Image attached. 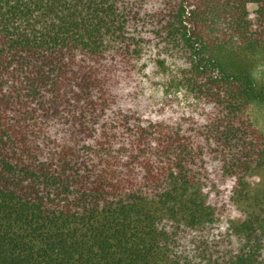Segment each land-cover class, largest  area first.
Here are the masks:
<instances>
[{"label":"trees","instance_id":"16d2710c","mask_svg":"<svg viewBox=\"0 0 264 264\" xmlns=\"http://www.w3.org/2000/svg\"><path fill=\"white\" fill-rule=\"evenodd\" d=\"M260 66L264 0H0V264H264Z\"/></svg>","mask_w":264,"mask_h":264},{"label":"rangeland","instance_id":"374dc122","mask_svg":"<svg viewBox=\"0 0 264 264\" xmlns=\"http://www.w3.org/2000/svg\"><path fill=\"white\" fill-rule=\"evenodd\" d=\"M250 12H254L257 9L255 4H250L248 6ZM257 76L262 84H264V66H260L257 71ZM155 81L158 82L159 76L156 74ZM149 95L152 97L154 102H158L161 99V90L157 85H154L149 89ZM215 112V109L212 105H205L193 100L189 96H182L180 99L179 113L183 115L186 119V127H190L192 119H199V121H206L209 116ZM252 120L256 125H258L264 131V104L256 105L251 113ZM174 119L177 118L176 114H173ZM257 183L261 188H264V176H261L257 179ZM244 215L232 209L227 216L223 218V228L226 229L233 221L242 219Z\"/></svg>","mask_w":264,"mask_h":264}]
</instances>
